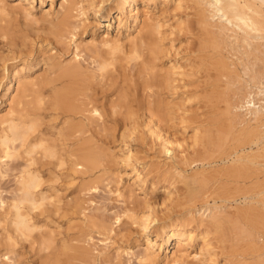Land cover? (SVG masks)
Instances as JSON below:
<instances>
[{"label":"rangeland","instance_id":"obj_1","mask_svg":"<svg viewBox=\"0 0 264 264\" xmlns=\"http://www.w3.org/2000/svg\"><path fill=\"white\" fill-rule=\"evenodd\" d=\"M1 1L3 2L1 3ZM61 2L62 0H0V135L3 133L6 126V123L2 121L3 118L9 115V111L13 113L19 109L20 94L16 93L15 90L17 79H20L21 82H27L37 78L38 80L40 79L37 82L39 85L41 84L39 92L44 93V97L50 100L48 99V103H45L46 106L44 104L45 107L43 105L40 106L44 107V110H41L42 108L40 109L38 106L34 107L35 113L33 112L32 114L36 117L34 120L37 122L33 135L41 138L43 137L42 139L48 142L47 145L53 148V153L55 152L54 156H52L53 154L51 155L52 157H44L41 155L40 149H37L36 152L39 153L34 154L32 152L31 155L28 154L26 156L25 153L29 151V145L33 143V140L29 141L30 143L25 142L24 144H21L19 140L13 141V144L10 143L11 158L10 156L5 157L0 149V156H2L0 158V264H169L168 262L165 263L166 261L163 257L165 254L170 256L171 252L174 250L172 242L166 250L162 249L159 252V260L157 259L158 261L156 260L155 263L151 261H147L148 263L146 261L140 262L144 254V239L148 237L152 240L155 236H146L142 232V227L134 222V219L139 220L141 215L142 217L143 215L145 216V214L147 215L150 208L149 204H152V206L155 205L153 207V214L156 220L164 216V214H169L172 210V200H177L178 197L184 195V191H179L180 188L182 189L183 184L179 183L180 181L178 180H180V178L176 175L177 179L175 177L174 179H176V186L178 182V188H173L176 191L173 189L170 190H172V193L181 192V195L176 193L171 195L170 193L169 196V193L164 192L163 186L165 182L163 177L167 175L170 176V174H166L167 167L164 165H166L165 163L168 162L170 158H168V155L166 156L162 153H158L159 149L156 148L157 146H151V144H154V141H152L149 133L147 134V127L144 126L146 125L144 123H146L147 119H145V117H139L137 120L138 115H134L132 116L134 119L131 117L130 120V114L123 105L129 97V99L133 97L130 91L133 90L135 83H138L141 77V74H138V68L134 65L136 60H131V55L127 52L131 44L130 39L137 33L138 26L140 25L139 21L144 17L142 13H146L153 25H159V27L157 26L159 30H156L158 31L157 35L160 39L163 38L161 42H163L162 45L164 46V57L158 61L159 65L157 64L156 70H163L159 72L167 71V68L172 67V64L176 66L180 65L182 69L184 67L183 71L188 75V77L186 76L188 84L186 89H190L189 91H191L192 94L190 100H185L183 96V98L180 97L183 99L181 100L179 98L181 95L176 97V95L172 96L171 92H163L165 98L163 100L170 103L168 104L170 109H172L170 111L174 113H172L173 116L176 114V119L170 116V119L161 122L163 124L162 129L164 130H161V134L165 135L167 138L169 137L171 139H169L170 141L176 142V144L171 142L172 144L170 146L174 149L179 147L176 152L178 154L184 149L190 150L192 147L201 148L200 144H197L198 146H193L195 140H197V142H203L206 140L205 137H207L208 142H204V146L208 147L207 145L209 144L212 151L209 150L210 148L205 147V149L211 152L212 156H210V158L213 157V159L215 158L214 160L217 159L216 164L213 165L216 166V168L218 166V168H221V170L219 169L220 172H222L220 174L223 175L224 173L226 175H220L221 178L219 176L213 179V181H209L210 183L208 182V185L206 184V186L203 187V190L206 192L208 191L207 195L209 199L206 198L210 207L218 206L217 209L220 212L223 211L226 213L219 216L220 224L218 229L220 232L212 226V233H209L210 247L211 245L212 247H216V249L213 248L216 252L215 254L219 252L218 255H215L218 257L215 258L216 261L214 263L221 264L229 260L228 264H259L257 260L264 257V213H262L264 212V204H262L264 203V151L260 148L262 144L258 145V148H260L259 152H257V147L254 145L249 149L247 147V139L242 135H238L237 130L245 128L249 123L253 122L250 109H254L258 105L264 106V38H254L252 40L253 46L256 48L252 52L248 51L247 48L243 46L241 40L239 42L241 34L238 35L239 39L237 38V41L231 38V36L230 39L227 37L226 40H219L220 43H223L220 47L222 46L221 50L223 49L221 51L222 55L227 58H224L225 61L227 60L226 62L230 63L231 67L233 66L232 69L238 68L237 71L235 70V72H233L235 75L232 73V77L229 76V79L232 81L227 80V83L230 82V84H221L225 86L224 88V86L215 85L217 80H215V70L213 68H209L210 71H207V73L206 70H208V68L206 70L205 68H201V72L197 74V77L196 75L194 77L192 75L198 67L194 62L196 57L193 58L194 55H197L195 53H198L197 51L202 49H198L200 46L203 47V49L205 47L204 44L209 46L210 43L208 44V42L211 40L208 35L204 34L205 32L201 29V26H198L199 24L197 21H195L196 19L193 14L195 9L194 6L196 7V5H194L193 1L184 0L181 7H176L173 1L163 3V0H156L155 3L149 2V4L146 5V0H136L135 8L137 7L139 11L145 8L144 11L139 14L140 17H138L139 19L136 23L133 22L131 18L126 19L125 16H121L120 20L114 19L112 16L116 15V10L112 9V14L107 19L100 16L94 19L97 21L96 23H98L97 27L91 25L93 21L92 12L88 7L85 8V6L83 9L84 12L86 10L84 15L77 16L76 18H69V20L73 22V29L76 27L75 36L72 38H65V36L60 37V40L57 41L59 38L54 40L55 35H53L52 31L55 22L57 23V21H61L64 18L61 16H64L63 9L59 6ZM202 2H204V0H202ZM113 5V0H107L104 3L103 11L109 6L113 7ZM132 11L134 12L136 9H132ZM83 19H86V21H82ZM52 20L54 25L52 24ZM109 20L111 22V27L107 28L106 23L109 22ZM207 20L212 21L211 17H207ZM216 21L213 22L215 23ZM2 25H4V28ZM6 28L9 30V32L6 31L7 33L5 32ZM105 33H108L110 38V42L107 44L101 42L102 36H104ZM231 33L232 32L227 31V34L232 35ZM208 48L210 49L211 46ZM208 48H206V50ZM244 48L246 50H244ZM123 50H126V52ZM245 51H248V53ZM114 53H116L117 57L113 56L115 55ZM106 55L113 64L107 60L108 58H106ZM98 58L100 60H102V58L107 60L109 63L108 69L112 68V70H109L107 76L103 77V79L105 78L104 81L102 80L99 82L97 78L93 80L94 85H89L90 89H88L91 93L86 90H84V92L88 93L86 95L91 94L90 98H87L85 101H92L91 104L93 103V106L95 105L94 107H96L101 114L100 119L94 115L91 122L88 121V123H86L88 128L89 124H91V129L86 128L88 130L84 129V132L80 135L79 133H75L73 137L74 135L79 136L80 143H86L87 140H85V138L91 136L90 138L92 139L95 136L92 142L94 143L97 141V145L96 143H94V145L97 146L96 151L98 153L100 152L101 156L99 157H102L101 161L105 163V165L100 162L101 166L98 167L93 174L84 173L83 175H75L72 174L73 169L70 163L72 154L70 155L68 152L71 151L72 153L79 141L76 142L77 139H74L75 137L68 136L66 129L69 123L73 121L77 123L80 117L77 118L78 115H76L74 119L72 118L69 113L70 111L68 112L70 107L65 109V107L67 108V106H69V104L67 105V101L64 99L62 101L57 99L55 105L54 100H52L53 98L50 97L54 95L52 93L54 88H56L54 89V93H56L59 90H63V88L67 89L70 87V85L68 86L70 78L68 75L66 76V69H69L74 64H79L84 68H93L96 61H99ZM191 63L192 65L194 63L196 67L193 68L194 65H188ZM179 70H181V68ZM170 71H172V69ZM191 71L193 72L191 73ZM255 72L258 73V77L252 78ZM249 79H253L254 81ZM40 81L45 84L43 83V85ZM253 82L255 84H252ZM257 82L258 84L261 82L259 88L258 84H256ZM204 83L206 84L204 85ZM207 83L208 85L213 83L212 85H215L214 89L217 87L216 90L212 88V91H210L212 94L206 91L208 87ZM195 85L198 87L196 88ZM58 86H62V88ZM200 86H202L203 89H201ZM80 88L81 86L79 89ZM204 89L205 91H203ZM217 89L219 90L218 93L226 95L222 96V98H217L216 95L219 96V94L216 93ZM199 91L203 93V97L200 95V98L204 101L207 99V102L204 103L203 101V103H201V99L198 100L199 96L197 97V94H201ZM247 91L249 93H247ZM228 94L230 96L229 100L227 99V97H229ZM83 95L85 94L81 96ZM211 95L214 97L212 98ZM13 96L14 98L12 99ZM243 96L246 97L244 98ZM77 97L80 98L79 96ZM92 97L93 100H91ZM82 98L81 100H83ZM246 98L252 99L249 103L250 106L248 103L244 102ZM252 101L254 105H251ZM62 102L66 106H64ZM86 102L85 106L88 105L90 108L92 105ZM171 102L174 104H171ZM180 103L185 107L181 106L182 104ZM53 104L55 108H53ZM178 104L179 106H176ZM228 104L230 107L234 106L232 108L229 107L230 115H225V107ZM181 108L183 109L181 110ZM179 109L184 113H181ZM66 111L68 113H66ZM178 114L179 117H177ZM180 114H183L185 117ZM136 116L137 118L135 120ZM182 117L184 118L181 119ZM37 118H39V121ZM97 118L98 120H96ZM228 118L231 119L228 120ZM68 119L71 120L68 121ZM126 119L128 121L130 120V124ZM173 119L175 120L173 121ZM184 119L189 123H185L186 125L181 123ZM230 122H234L237 128L231 127L233 125H231ZM228 123L229 128L235 129H231V131L228 132ZM205 126L209 128L207 129ZM93 127L95 128L93 130L97 132L96 134L92 130ZM195 128L196 130L202 129V133L197 130L199 131L198 135L196 134L197 136L194 137L193 131ZM203 128L205 129L204 133ZM196 130L195 132H197ZM60 134H64V136ZM201 134H203L202 137L199 136ZM208 136L210 137L208 138ZM233 136L236 138H233ZM203 137L205 140H202ZM94 139L96 140L94 141ZM239 139L242 144L239 142ZM45 142L44 145H46ZM237 142L239 145H237ZM177 143H181L179 144L180 146ZM71 144H73L75 148H73ZM240 144L242 146H240ZM85 145H88V142L84 144V146ZM188 146L189 148H185ZM229 148L230 151H233L230 152ZM13 150H16V152ZM129 151H131L130 153L132 155L127 160L129 164L126 165L122 158L129 155ZM223 152L225 153L224 155H222ZM219 153L221 158L217 157ZM12 154L14 155L12 156ZM35 155L37 157L34 158L33 164L28 168L26 165L28 163V156L34 157ZM237 155H250L252 156L250 158L254 157L252 161L255 163H247L245 161H241V164L239 161V163H230L231 159H234V156L237 157ZM226 163L229 165L227 168L225 166ZM132 164L137 165L139 172L142 174L141 176H145L143 179L146 181L143 184L137 181L130 182L131 178L135 176V173L131 170V166H128ZM190 164L191 163H188L183 166V170L186 172L182 171L185 175H189H186L188 179L191 178L190 175L193 172L202 170L199 163ZM220 164L222 165L220 166ZM241 165L243 166L241 167ZM222 166H224L225 169L222 168ZM230 166L233 169H239V171L236 170L233 172L231 169H228L231 168ZM247 166L252 168H247ZM204 167L208 168L209 166L205 165ZM25 169L32 170L38 176L39 180V185L35 187L33 189L34 191L32 190L31 194L27 195V197L26 195H21L18 189V182ZM227 170L232 172H230L231 175ZM244 170L245 172L241 175V172ZM255 171L257 173H255ZM170 172H173V169H171ZM252 173L254 176H252ZM173 174H175V172ZM238 175L239 178L244 175V178L234 179V177H238ZM237 181L239 183H237ZM235 182L238 186L242 185L243 187L241 186L240 189H237L238 186L237 184L235 185ZM151 183H153V186ZM210 184L214 185L211 186ZM209 185L212 189H210L211 187ZM205 188H209L212 191L210 192L209 189L207 190ZM213 188H215L216 192H214ZM235 189H237V191H235ZM212 192L215 195L211 194ZM20 195L21 197H19ZM213 197L215 199H213ZM21 198H23L24 201ZM125 198H128L127 200L130 201V206L132 205L131 203H133L132 206H134V209L136 208L133 212L134 214L130 212L127 215L126 203L127 206H129V204ZM35 199L37 202H35ZM179 199L183 201L181 205L183 207L180 205L181 208L179 206L177 207L181 210L191 207L193 203L199 205L201 202L199 198L197 201L190 200V197L184 200L182 197ZM28 200L33 201L34 204L32 202L28 203ZM247 201L248 203H246ZM247 205H250L249 207H251V210H249L250 208L248 210L246 209L248 208ZM236 206L237 208H243L242 212L240 211L241 208H238L240 213H242L241 215L237 214L238 211H236ZM16 207L18 211L20 210V213H24L22 215H25L24 217L28 219H26L27 227H18V229L16 228V223H13V221L17 222L15 216ZM199 207L200 206H197V208ZM252 207L255 208L252 209ZM179 209L175 208V212L176 210L177 212L180 211ZM194 209L196 208H191L190 210L195 212ZM203 209H205V206L202 207V211ZM202 211L200 213H202ZM172 212L174 211L172 210ZM207 212L208 211H205L202 216L198 214L195 216L197 218L199 216V218L205 221ZM235 215L238 219H236ZM222 216L226 221H223L225 219H223ZM236 221L238 224H235ZM28 226L31 227L30 230L27 231L26 229H29ZM238 226L245 230L242 231L243 229L241 228V231H239L240 229L238 230ZM214 228L218 231L219 235ZM17 229L20 231H16ZM248 230L252 233L253 238H250V241L244 238L241 239V237H244L243 234L249 233ZM241 232L243 233L240 234ZM237 235L239 236L238 238ZM221 236L223 239H221ZM252 240L254 245H252ZM160 241L161 240H158L157 242ZM255 247L257 249L260 248V250L257 251ZM155 250L156 249H154L153 254L157 252V250ZM222 256L224 258H222ZM262 259L264 258H261V260Z\"/></svg>","mask_w":264,"mask_h":264},{"label":"bare ground","instance_id":"obj_2","mask_svg":"<svg viewBox=\"0 0 264 264\" xmlns=\"http://www.w3.org/2000/svg\"><path fill=\"white\" fill-rule=\"evenodd\" d=\"M49 1H52V0H49ZM106 1L107 0H98V1H95V0H62V2L60 3L59 6H60V8L63 9L64 16L63 15H61V16L64 17V18L61 21H57V23L55 22V25H54L53 20H52L53 23L51 22L54 25L53 26V31L51 30L53 32V35H55L54 36V40L55 39L57 40L59 38L57 40V41H59L60 40V37H64V36H65V38L66 37L67 38H69V37L72 38L73 36H75V34H76V31H75L76 27H74V29H73V27H72L73 26L72 25L73 22H71L69 20V18H72V17H75L76 18L77 16L84 15L85 12H86V10H85V12L83 11V9H84L85 6H86L85 8L88 7V9L92 12L93 21L91 22V25L94 26V27H97V25H98V23H96L97 21H95L94 19H96V17H98V16L104 17V18L107 19L108 17L111 16V14H112L111 13L112 12L111 10L112 9H115L116 10V15L115 16H112L114 19L116 18V20H120L121 19V16H125L126 19L131 18L132 21L135 22V23L139 19L138 17H140L139 14H141V12H143L144 9H145V8H142L139 11L137 9V7L135 8V3H136L135 1L136 0H113V4H114L113 7L109 6V7H107V9H105L103 11L104 3ZM169 1H173L175 3V6L176 7H181L182 6V2L184 0H163V3L164 2H169ZM191 1H193L194 5H196V7L194 6L195 9H194V14H193L195 16V19H196L195 21H197V23L199 24L198 26L199 27L201 26V29L204 30V32H205L204 34L205 35H208L210 37V39H211V40L208 39L209 40L208 44L210 43L209 46L204 44V46L206 48H208V47L211 46L210 49L208 48L206 50L205 47L203 49V47L200 46L198 49H200V48H202V49H200L199 51H197L198 53H195L197 55L195 56L193 54L194 55L193 58L196 57V59H197V60L195 59L194 62L197 64L196 66H198V67L196 68L197 70H195L194 72L191 71V73L193 72L192 73L193 77L195 75L197 77V74L201 72V70H200L201 68H203V69L205 68V70L208 68V70H206V73H207V71H210L211 68H213L215 70V75L213 73L212 74L216 77L215 80H217V82H218V83L216 82L215 85L216 84H217V86H224V85H221V84L228 85V84H230V82L227 83V80H231V79H229V76L232 77L231 75H233V74L235 75V73H233V72H235V70L237 71L238 68L232 69L233 66L231 67L230 66L231 64L228 63V62H226L227 60L225 61V59H227V58L222 55L221 51L223 49L221 50L222 46L220 47V45L223 44V43H220L219 40H221V39H225L226 40L227 37L230 39V36H231V38H233V39L236 40L237 38L239 39V36L238 35L241 34V36H240L241 38L239 39V42L241 40V42L243 43V46H245V48H247L248 51H250V52L254 51L256 48L253 46V41L252 40L254 38H256V39L257 38H264V0H204V2H202V0H191ZM2 2L3 1H1V3ZM82 2H84V3H82ZM149 2L155 3L156 0H146V5L149 4ZM16 3H20V2H16ZM132 9H136V11L133 12ZM142 15L144 17H142L141 20L139 21L140 22V25L138 26L137 33L135 34L134 37H131L132 39H130L131 44H130L129 50L127 52V53H130V55H131L130 57L132 58V59L131 58H129V59L136 60L135 63H134V65L138 68V71H139L138 74H141V77L139 76L140 77L139 82L138 83L136 82L135 85H134L135 87L133 88L132 91H130L133 94V97L131 99H129L130 97L128 99L126 98L127 99V100L125 99L126 101L123 100V101H125V104H123V102H122V104L125 106V108L127 109L128 113L130 114L129 115L130 116V120H131V117L134 116V115H138V118L136 116L135 117V120H136V118L138 120L139 117H141V118H144L145 117V119H147L146 123H144V121H143V123L146 124L144 126L147 127V131H148L147 134L149 133V136L152 138V141H154V144H151V146L152 145L153 146H157L156 148L159 149V151L157 150L158 153H162V154H164L166 156L168 155V158H170L168 160V162L165 163L166 165H164V166L167 167L166 168L167 169V172L165 171L166 174L168 173V174H170V176L169 175H167L165 177L162 176L164 178V182H165V185L163 186L164 192L169 193L168 195L170 196V193H171V195L172 194H175V193L179 195L182 191H184V195L181 196L183 200L186 199V198H188V197H190V200H193V201H197V199L199 198L201 200V202L199 203V205L193 203V205L191 207L183 208L181 210V209L177 208L179 205L181 206L183 204V201L181 199H179L181 197H178L177 200H174L173 199L172 200L173 202H171V201L170 202H171V209L174 212H172V210H171V212L169 214H164V216H161L157 220H156L155 215L153 214V212H154V208L153 207L155 205L152 206V204H149L150 208L148 207L149 208V211H148L147 215L145 214V216L143 215V217L141 215V218H139V220L134 219L135 220L134 222H136L138 225H140V227H142V232L146 236H149V235H154L155 236V238L152 239V240L149 239L148 237L146 239H144L145 240L144 241V245L145 246H144V252H143L144 254L141 257L140 262L141 261H143V262L144 261H146V262L147 261H151V262H154L155 263V261L157 259L159 260V258H158L159 257V252L162 249L166 250V248H168V246L171 245V242H172L173 243L174 250L171 252L170 256L167 255V254L164 255L163 259H165V261H166L165 263L168 262L169 264H215L214 263L216 261L215 258L218 257V256H215V255H218L219 252L217 254H215L216 252L213 250V248L216 249V247H214V246L212 247V245L210 247V245H209L210 244V242H209V236H210V234L209 233H212L211 232V230H212L211 228H213V227H215L216 229L219 228V224H220L219 216L223 215L224 212L223 211L220 212L217 209L218 208L217 205H216L217 207H214V206L213 207H210L209 202L207 200V198L209 199V197L207 195L208 194L207 193L208 191L206 192L205 190H203L204 189L203 187H205L206 184L208 185V182L209 181H211V180L213 181V179L219 177L220 175L221 176H223V175L226 176V175L224 173H223V175L220 174V173H222V172H220L221 168H218L219 167L218 166L217 167L218 169H217L216 166L213 165V164H216V160L217 159L214 160L215 158L214 159H213V157L210 158V156H212L211 155V152L209 151V150H211V148L209 147V144L207 145L208 147L204 146L205 145L204 142H208L207 141V137H205V135H204V137L206 138V140L204 139V137L202 139V140H205V141H203V142L202 141L201 142H197V140H195V143L194 144L192 143L193 146H198L197 144H200L201 145V148L198 149L197 147L195 148V147H192V145H191L192 148L190 147L191 148L190 150L189 149L188 150H185L184 149L183 151H180V154H178L176 152L179 149V147L176 148V149H174V148H171V146H170L172 144L171 142H173L175 144H176V142L170 141L171 139L169 137L167 138L165 135H162L161 134L162 133L161 130H163L162 129V125L163 124L161 122H164V120L166 121V119L167 120L170 119V116H172V118H175V115H176V114L174 116L172 115L173 112L170 111L172 109H170V107L168 105L170 103L163 100V99H165L164 96H163V92H171L172 94L171 93L170 94L172 96L173 95H176V97L179 96V95H181V96H179V98L180 97L181 98L184 97L185 100H190V97L192 96V94H191V91H189L190 89L189 90L186 89V87H188L187 86L188 84H187V78H186V76L188 77V75L183 71L184 70V67L182 69V67L180 65L179 66H176V65H173L172 64L171 65L172 67L167 68L168 69L167 71L159 72L162 69L159 70V71L156 70L158 61H160V59L162 57H164V49H163L164 46L162 45L163 42H161V40L163 38L160 39V37L157 35V32L158 31H156V30H159V29H157L159 27V25L157 24V26H158L157 27L154 24L155 25L154 26L150 22V18L146 15V13L145 14L142 13ZM207 17H211V20L212 21H208L207 20ZM75 18H73V19H75ZM84 18H85V16H84ZM57 20H59V19H57ZM84 20L86 21V19H83L82 21H84ZM213 21H216V22L214 23ZM118 25H119V23H118ZM122 25H123V23H122ZM2 26L4 28V25H2ZM74 26H75V22H74ZM106 27L107 28L111 27L110 20H109V22L106 23ZM6 31L9 32V30H7V28L5 29V32ZM227 31L232 32L231 33L232 35L227 34ZM102 37L103 38H102L101 42H103L104 44L105 43L107 44L108 42H110L109 41L110 38L108 36V33H105V35L102 36ZM50 41H52V40H50ZM236 43H238V42H236ZM240 46H241V44H240ZM245 48H244V50H246ZM123 51L126 52V50H123ZM123 51H122V53H123ZM248 51H245V52L248 53ZM114 54L115 55H113V54L112 55L115 56V57H117L116 53H114ZM91 56H93V55H91ZM106 58H108L107 60L110 59L107 55H106ZM107 60H105L104 58H102V60L99 59V61L97 60L98 62L96 61V64H95V66H93V68H91V67L90 68H87V67L84 68V67H82L79 64H74L69 69H66V71H67L66 76L68 75L69 78H70V80H71V82L69 80L70 83L68 82V86L70 85V87L67 86L68 87L67 89L63 88V90H59L58 87L59 88L60 87L62 88V86H58L57 89L59 91H57L56 93H54V89H56V88L53 89V92L52 93L54 95H51L50 98H53L52 100H54V102L57 99H59L61 101L64 99L65 101H67V105L69 104V106H67V108L65 107V109H68V107H70V109L68 110V112L70 111L69 113L72 116V118L74 119L76 117V115H78L77 118L80 117V118H78L79 120H78L77 123H74V121L72 119L73 122L68 124L69 126H67V129H66L68 136H72L73 137V134H75V133H79V135L82 134L84 132V129L88 128L86 123H88V121L91 122V120L94 118L93 117L94 115H96L100 119V115L101 114L99 113V111L97 110V108L94 107L95 105L93 106V103L91 104L92 101H90V100H87L88 102L85 101L87 98H90V95L91 94L86 95L88 93L84 92V90H86L88 92L89 91L88 89H90L89 88L90 87L89 85L93 84L94 83L93 80H96V78H97V80L99 82H101L102 80L104 81L105 78L103 79V77H106L107 74H108V72H109V70L110 71L112 70V68L111 69H108V64L109 63H108ZM236 61H237V58H236ZM110 63H112V62L110 61ZM115 64H116V61H115ZM188 65H192V63L191 64H188ZM193 65H192L193 68L196 67L194 63H193ZM210 66H212V67H210ZM234 66H235V64H234ZM180 68H181V70H179ZM171 69H172V71H170ZM174 69H176V70H174ZM189 74H190V72H189ZM257 74H258L257 72H255V75L251 74V75H253L252 78L258 77ZM223 78H225V79H223ZM256 79H258V78H256ZM39 80L37 78H35V79H32V80L27 81V82H21L20 79H17V82H16L17 85L15 87V90H16V93H19L20 94V96H19V109L17 111H15V112L12 111L13 113H10V111H9V115L8 116L6 115V117H4L3 120L1 119L2 121H4L3 123H6V126H5V128L3 130V133H1V135H0V149L3 152V154H4L5 157H9L11 155V152H10V150H11L10 143L13 144V141H17V140H19V142H21V144L22 143L24 144L25 142H29V141H32L33 140V143L32 144L29 142L30 143V145H29L30 147H29V151L27 153H25L26 156L28 154L31 155L32 152L34 154L35 153H39V152H36L37 149H40V153L44 157H47V156L50 157L52 154H53L52 156H54V153L55 152L53 153V151H52L53 148L51 146H48L47 145L48 142H45V140L42 139L43 137L41 138L39 136L33 135V132L35 131V125H36V122H37L36 120H34L36 117H34V114H32L33 112L35 113V111H34L35 108L34 107L35 106H38L40 109L42 108L41 110H44V107L48 103V99H49V98L46 99L47 97L46 98L44 97V93H40L39 92L40 91L39 90L40 89V85H41V84L39 85V83L37 82ZM207 80L209 81V78L208 77H207ZM249 80H251V79H249ZM251 81H254V80L252 79ZM204 82H206V81H204ZM213 82H214V80H213ZM233 82H235V81H233ZM40 83L43 84L44 82H41L40 81ZM205 84L206 83H204V85ZM212 84L210 83L208 85V83H207L208 87H207V90L206 91H208L209 94H212V93H210V91H212V88L214 89V87H215V85H212ZM252 84H255V83L253 82ZM256 84H258V82ZM260 84H261V82L258 84V88L261 86ZM204 85H203V87H204ZM80 86H81V88L79 89ZM195 87H196V85H195ZM200 87H201V89H203L202 86H200ZM216 88L214 90H216ZM222 88H221V90H222ZM224 88H225V86H224ZM256 88H257V85H256ZM229 89H232V88H229ZM197 90H196V92H197ZM223 90H225V89H223ZM201 91H199V92L201 93ZM203 91H205V89ZM248 91H247V93H249ZM192 92H194V91H192ZM218 92H219V90L217 89V92L216 93H218ZM221 92H223V91H221ZM89 93H91V92L89 91ZM82 94H85V95L81 96ZM165 94H167V93H165ZM170 94H169V96H170ZM218 94L221 97H219V96L216 95L217 98H222V96L226 95L224 93H223L224 95H222V93L221 94L218 93ZM129 95H131V94H129ZM200 95H202V97H203V93H201L199 95L197 94V97L199 96L198 100L201 99V101H202L201 103H203L204 100H202V98H200ZM77 96H79L80 98H78ZM228 96H229V94H228ZM82 97H84L85 99L82 98ZM213 97L214 96H212V98ZM225 97H227V96H225ZM13 98H14V96L12 97V99ZM81 98L83 100H81ZM229 98H230V96L227 97L228 100H229ZM248 98H246V100L245 101L243 100V101L246 102V103H248V105H249V103L251 102L252 99L250 100ZM251 98H252V96H251ZM45 99H46V101H45ZM191 99H193V98H191ZM91 100H93V97H92ZM181 100H183V99H181ZM223 100H224V98H223ZM223 100H221V101H223ZM85 102L88 103L89 105L91 104L92 106H90V108H89L88 105L85 106L86 105ZM173 102H171V104ZM205 102H207V99H205L204 103ZM182 103H180V104H182ZM44 104H45V106H44ZM54 104L56 105V102ZM54 104H53V108H55L54 107ZM183 104L181 106H183ZM42 105L44 107H40ZM63 105L66 106L64 103H63ZM123 105H121V106H123ZM251 105H254V102L253 101H252ZM176 106H179V104L176 105ZM236 106H238V105H236ZM183 107H185V106H183ZM229 107H230L229 104L226 105V107H225L226 108V111H225L226 114L225 115H227V114L230 113ZM232 107H230V108H232ZM182 109L183 108H181V110ZM41 110H39V111H41ZM181 110H180V112H181ZM68 112L66 111V113H68ZM181 113H184V112H181ZM250 113L252 114L251 117L253 118V120H252L253 122L252 123H249L245 128H242V129L240 128L239 130H237V132H238L237 134L238 135H242L244 138L247 139V147L249 149L252 148V146L254 145V146L257 147V152H259V149L260 148H261L262 151H264V106L258 105L256 108L250 109ZM3 116H5V115H3ZM69 116H68V118H69ZM181 116H184V115L182 114ZM177 117H179V114H178ZM184 117H182L181 119H183ZM231 118H233V117H231ZM84 119H86V120H84ZM175 119H173V121ZM230 119L228 118V120H230ZM37 120L39 121V118H37ZM69 120H71V119H68V121ZM96 120H98V118ZM179 120H180V118H179ZM184 120H182L181 123H183V124L189 123L188 121L186 122V120L185 121ZM205 120H206V118H205ZM126 121H128V120L126 119ZM129 121H128V123H129ZM38 124H39V122H38ZM230 124L233 125L231 127H236L235 124H234V122H232V123L230 122ZM90 126H91V124H89V128H90ZM228 126H229V123L227 124V128H229ZM206 128L208 129L209 127H206ZM88 129H86V130H88ZM93 129H95V128L93 127L92 130ZM229 129H228V132H230L232 128H229ZM233 129H235V128H233ZM195 130H196V128H195ZM195 130L193 131L194 132V134H193L194 137L197 136L198 135V132L201 131L202 129H200V130L197 129V130H199V131L196 130L197 132H195ZM204 130L205 129L203 128V133H204ZM206 131H208V130H206ZM145 132H146V130H145ZM59 133H61V132H59ZM96 133L97 132H95V134ZM201 133H202V131H201ZM9 134L11 135V137H10ZM40 135H41V133H40ZM60 135L61 136H64V134H60ZM199 136L202 137L203 134H201ZM210 136H212V135H210ZM210 136H208V138ZM74 137H73L74 139H77L76 142L80 140L79 139V136H75L74 135ZM87 137H89V136H87ZM90 137L89 138H85V140H87L86 143H84V142L83 143H80V141H79L77 143L78 145H76L77 146L76 148H75V146H73V144H71L73 146V148H75L72 153H71L70 150H69L70 152H68L70 155L72 154L71 155L72 156V160L70 161L71 166H72V169H73V173L72 174H75V175H78V174L83 175L84 173L93 174L94 171L98 167L101 166L100 165V162L103 165H105V163H103L101 161L102 160V157H99V156H101L100 152L98 153L96 151V149H97L96 148L97 147L96 146L97 145L96 142L97 141L94 142V143H96V145H94V143L92 142L93 141L92 139L95 138V136L92 139ZM69 138H66V139H69ZM81 138H84V137H81ZM233 138H236V137L233 136ZM210 139H212V138H210ZM95 140L96 139H94V141ZM233 140H235V139H233ZM241 140H243V139H241ZM44 142H45V144L48 147L46 145H44ZM87 142H88V145H85L84 146V144H87ZM239 142L242 144V142L240 141V139H239ZM179 144H181V143H179ZM241 144H240V146H242ZM261 144H262V147L258 148V145H261ZM237 145H239V143ZM205 147L206 148H210V149L209 150L208 149H205ZM185 148H189V146L188 147H185ZM13 151L16 152V150H13ZM221 151H223V150H221ZM227 151H225V152H227ZM229 151H230V148H229ZM231 151H233V150H231ZM244 151H245V148H244ZM130 152L131 151H129V155L125 156V158H122L124 164H126V165L129 164L127 162V160L132 155ZM220 153H222V152H220ZM220 153H219V156H217L218 158H221L220 157ZM213 154H214V152H213ZM224 154L225 153L223 152L222 155H224ZM250 154H251V152H250ZM13 155L14 154H12V156ZM18 156H19V153H18ZM1 157L2 156H0V158ZM28 157H29L27 159V162L28 163L26 165L29 168V166L33 164L34 158H36L37 156L35 155L34 157L33 156H28ZM214 157H216V156H214ZM234 157L235 158L234 159H231L230 163L231 162L234 163V162H238V161L240 162V164H241V161H245L247 163L250 162V163H253V164L255 163L254 161H252V159L254 157L253 158H250V157H252L250 155H246V156H241V155L238 156L237 155V157L236 156H234ZM10 158H11V156H10ZM25 158H27V157H25ZM255 158H256V156H255ZM227 160H228V158H227ZM259 160H260V158H259ZM188 163H191V164L199 163L200 166H201V168H202V170L199 171V172H193L190 175L191 178H189V179H188V176L189 175L186 174V175H188V176H186L182 172V171H184L183 170V166L184 165H187ZM238 163H237V165H238ZM226 164H225L226 168L229 167V165L228 164L226 165ZM205 165H207L209 167L206 168V167H204ZM221 165L222 164H220V166ZM128 166H131L132 172L135 173V176H133L131 178V181L130 182L132 183L133 181H135V182L137 181V182L143 184L146 181V180L143 179L145 176L144 177L141 176L142 174H141V172H139V169L137 168V165L132 164V165H128ZM242 166L243 165H241V167ZM250 166H247V168L250 167ZM252 166H254V165H252ZM222 168H224V166H222ZM250 168H252V167H250ZM70 169H71V167H70ZM171 169H173V172H170ZM228 169H231L233 172H235L236 170L239 171V169H236V168L233 169L232 167L231 168H228ZM227 171H229V170H227ZM238 171H237V173H238ZM174 172H175V174H173ZM184 172H186V171H184ZM230 172L231 171H229V174H230ZM240 172H239V174H240ZM243 172H245V170L241 172V175H242ZM255 173H257V172L255 171ZM158 175H160V174H158ZM175 175L180 178V180H178V181H180L179 183H182L183 184L182 189L179 187L181 189V190L179 189V191H181L180 193H177V192L172 193V190H170V189H173V188H175V189L178 188L177 187L178 186V182H177V186L175 185L176 184L175 182H176V179H177ZM227 175H228V173H227ZM221 176H220V178H221ZM252 176H254L253 173H252ZM255 176H257V175H255ZM174 177L176 179H174ZM235 178L238 179L239 178V175H238V177L235 176L234 179ZM243 178H244V175H243L242 179ZM38 182H39L38 176L32 170L25 169V171H23V175H21V178H20V180L18 182L19 183V188L18 189L21 192V195H26V197H27V195L31 194L32 190L39 185ZM224 183H225V181H224ZM237 183H239V182L237 181ZM237 183L235 182V185ZM151 185L153 186V183H151ZM213 185H211V186H213ZM243 185H244V183H243ZM237 186H238V184H237ZM241 186H238V188L236 186L235 187L237 189H240ZM205 189H207V188H205ZM210 189H212V187ZM237 189H235V191H237ZM213 190H214V192H216L215 188H213ZM174 191H176V190H174ZM211 191L212 190H210V192ZM225 192H227V191H225ZM251 192H253V191H251ZM245 193H248V192H245ZM211 194L215 195L213 192ZM227 194H229V193L227 192ZM21 195L19 197H21ZM28 198L30 200V197L29 196H28ZM34 198H33V201H34ZM21 199L23 200V198H21ZM127 199H126V201H128ZM213 199H215V198L213 197ZM29 200H28V203L29 202H32L33 203V201H29ZM169 200H170V198H169ZM126 201H125V203H126ZM35 202H37L36 199H35ZM129 202L130 201H128L129 206H127V203H126V210H127L126 212H127V215L130 212L132 214H134L133 212L136 209V208L134 209V206H132L133 203H131L132 205L130 206V203ZM246 203H248V201ZM262 204H264V203H262ZM197 206H200V207L197 208ZM203 206H205V209H203V211H202V207ZM249 206H248V208H246V207L245 208L247 210L250 208L249 210H251V207H249ZM252 206H254V205H252ZM181 207H183V206H181ZM175 208L176 209H179L180 211L177 212V210H176V212H175ZM191 208H196V209H194L195 212L194 211H191L190 210ZM236 208H237V206H236ZM238 208H241V207H238ZM238 208H237L236 211H238L239 213L237 212V214L241 215L242 213H240V211L242 212V209L243 208H241L240 211L238 210ZM253 208H255V207H252V209ZM215 209L218 210V211H216ZM201 211H202V213H200ZM205 211H208L207 214L205 215V219H206L205 221L202 218H199V216H198V218L195 216L196 214L202 216V214ZM260 211H262V210H260ZM262 213H264V212H262ZM22 214H24V213H20V210L18 211V208L16 207L15 216H16L17 222L13 221L14 224L16 223L15 224L16 225V228L26 226V219L27 218H25L24 217L25 215H22ZM224 214H226V213H224ZM236 215H235V217H236ZM130 217H132V216H130ZM225 217H226V215H225ZM227 217H229V216H227ZM222 218H223V216H222ZM223 219H225V218H223ZM236 219H238V217H236ZM223 221H226V219L223 220ZM235 224H238L237 221L235 222ZM30 227L31 226H28L29 229H26V228L25 229L28 231V230H30ZM16 228H14V229H16ZM215 228H214V230H216ZM241 228L242 227L239 228V226H238V230L240 229L239 231H241ZM18 229L16 231H20ZM242 229H243L242 231L245 230L244 228H242ZM218 231H219V229H218ZM218 231L216 233L219 235ZM248 232L249 233L243 234L244 237H241V239L244 238L246 240H249L250 238H253L252 237V233L249 230H248ZM242 233L243 232H241L240 234H242ZM238 237L239 236L237 235V238ZM221 239H223V237ZM158 240H161V241L160 242H157ZM252 243H253V240H252ZM252 245H254V243ZM154 249L157 250V252L155 254H153L154 253ZM255 249H257V248L255 247ZM258 250H260V248L257 249V251ZM261 250H262V248H261ZM222 251H224V250H222ZM222 258H224V257L222 256ZM261 258H264V257H261ZM261 258L259 260H257V261L259 262V264H264V259L261 260ZM225 259H227V258H225ZM228 261L226 260V261H224L221 264H228L229 263Z\"/></svg>","mask_w":264,"mask_h":264}]
</instances>
